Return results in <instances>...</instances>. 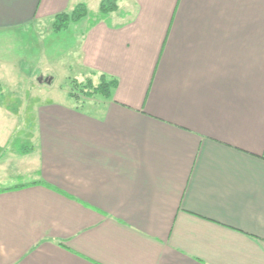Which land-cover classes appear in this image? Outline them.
Returning <instances> with one entry per match:
<instances>
[{"label": "crops", "instance_id": "crops-1", "mask_svg": "<svg viewBox=\"0 0 264 264\" xmlns=\"http://www.w3.org/2000/svg\"><path fill=\"white\" fill-rule=\"evenodd\" d=\"M100 2L0 0V32ZM116 2L60 56L112 95L0 141V264H264V0Z\"/></svg>", "mask_w": 264, "mask_h": 264}, {"label": "rangeland", "instance_id": "rangeland-1", "mask_svg": "<svg viewBox=\"0 0 264 264\" xmlns=\"http://www.w3.org/2000/svg\"><path fill=\"white\" fill-rule=\"evenodd\" d=\"M96 11L93 8L90 14L84 16L82 22L95 19ZM77 21L70 22L68 28L62 31L66 33L54 39L50 37L47 39L44 33H40V37L36 34L37 30L34 33L32 27L30 30L0 32V93L2 92L0 100H4L10 107L18 108V113L15 114L7 106L0 107V141H5L11 132H14L8 144L11 145L13 141H16L15 138H19L16 142L17 148L25 145L27 141L33 145L32 136L36 131V112L41 105L53 101L82 104L89 99L84 100L82 97L83 99L78 101L69 95V91L74 87L77 90L80 89L74 86L75 83L72 80L84 82L87 78H92L94 82H98L100 76L89 72L81 74L79 68L75 66L69 68L63 58L60 60L65 47L64 41L71 40L69 44L71 43L73 47L76 39L77 41L79 39V27L83 25ZM50 25L49 27L53 29V23ZM46 26L48 25L43 24L39 27L44 29ZM70 56L72 57L71 54ZM47 68L51 71L46 72ZM42 75L43 77L52 75L53 82L39 83ZM17 148L15 149L20 153Z\"/></svg>", "mask_w": 264, "mask_h": 264}, {"label": "trees", "instance_id": "trees-1", "mask_svg": "<svg viewBox=\"0 0 264 264\" xmlns=\"http://www.w3.org/2000/svg\"><path fill=\"white\" fill-rule=\"evenodd\" d=\"M117 7L118 5L116 0H101L97 16L104 17L110 11L115 10ZM89 13L90 12L88 8L84 4L78 5L69 12H62L56 16L53 22V30L56 32H61L64 29L68 28L70 22L77 21ZM99 76L100 79L98 82H94L92 78H87L84 82H79L76 79H73L72 82L75 83L74 86H78L80 89L77 90L74 87L71 91H69V95L77 99L78 101L82 100L83 98L84 100L86 98H95L96 96L109 98L112 95L113 90L117 86V79L113 77H107L104 74H100ZM1 93L0 96H2ZM0 106H7L12 113H18V108L10 107L9 104L6 105V102H4V100H0ZM27 121L29 122V120ZM15 139L16 141H13V145H11L17 148L16 142L19 141V138ZM17 149L20 151V153H29L30 151H32L33 145L30 143V141H27L25 145H20Z\"/></svg>", "mask_w": 264, "mask_h": 264}, {"label": "water", "instance_id": "water-1", "mask_svg": "<svg viewBox=\"0 0 264 264\" xmlns=\"http://www.w3.org/2000/svg\"><path fill=\"white\" fill-rule=\"evenodd\" d=\"M39 81L40 82H47V83H51L53 81V78L50 76V77H40L39 78Z\"/></svg>", "mask_w": 264, "mask_h": 264}]
</instances>
